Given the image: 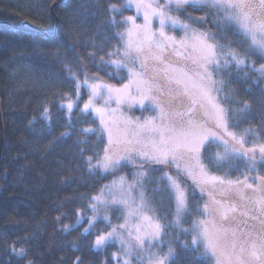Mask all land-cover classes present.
<instances>
[{
  "label": "trees",
  "instance_id": "obj_1",
  "mask_svg": "<svg viewBox=\"0 0 264 264\" xmlns=\"http://www.w3.org/2000/svg\"><path fill=\"white\" fill-rule=\"evenodd\" d=\"M124 3L125 0H0V97L5 138L0 168V264H29V261L31 264H120L115 257L116 242L100 251L92 248L95 236L108 230L109 224L98 221L84 234L92 213L91 197L108 179L120 173V168L104 174L98 169L95 174L89 172L86 158L92 156L95 163L101 157L107 136L99 133V119L91 111L85 114L79 110L88 92L82 86L80 99L76 100L65 64L71 66L81 81L84 79L82 68L89 76H99L107 83L126 81V69L98 66L100 57L107 60L109 52L123 50L122 42L108 23V5ZM188 11L196 17L213 14L222 17L216 9ZM132 13L133 9H125L116 19ZM191 21L194 26L214 33L221 44L227 43L221 38L226 34L233 41L229 46L245 56L249 67L237 70L230 65L213 73L223 81L218 99L229 110L232 129L243 134L249 129L245 135L264 142L263 78L251 70V63L263 64L264 59L249 48L250 42L243 36L234 34L239 32L234 24H214L212 19L207 24ZM123 27L118 25L120 31ZM237 40L244 43L238 44ZM89 53H95V61ZM68 95L74 101L70 129L66 127L68 110L60 108L61 103H67ZM245 102L251 107L239 111ZM45 107L52 116L51 128L42 117ZM89 127L97 132L80 131ZM66 130L72 135L61 140V133ZM215 149L216 145H210L202 150L203 160L213 173L240 178L254 172L253 166L239 158L216 165L209 160V155L217 152ZM144 166L147 177L143 183L148 198L165 225L163 245L171 247L176 254L168 264H212L201 245L192 250L193 235L188 229L192 211L202 202L200 191L196 189L193 195V185L182 180L189 195L190 210L181 226L175 227L171 221L173 203L166 195L162 166H151L157 171ZM257 170L264 173V160L259 162ZM153 189H165L166 198L162 201V193ZM78 215L85 217L79 225ZM65 225L70 229L67 232L63 230ZM185 243L187 249L181 247ZM13 244L16 248H26L27 256H15L11 252Z\"/></svg>",
  "mask_w": 264,
  "mask_h": 264
},
{
  "label": "snow or ice",
  "instance_id": "obj_2",
  "mask_svg": "<svg viewBox=\"0 0 264 264\" xmlns=\"http://www.w3.org/2000/svg\"><path fill=\"white\" fill-rule=\"evenodd\" d=\"M133 8L138 15H142L143 24H137L134 16L116 19L118 14L122 16L125 9ZM188 9L193 11L219 9L223 12V16L216 17L213 14L211 17H196L188 13ZM108 12V23L114 29V35L122 42L123 50L109 52L107 60L100 57L98 66H112L117 70L126 69L127 83L120 87L110 85L102 81L99 76H89L83 68L81 72L84 79L81 81L71 66L65 64V69L68 73L67 78L73 82L76 100L80 99V88L84 86L87 89L88 101L79 110L85 114L91 111L100 121L99 133L107 136V146L103 150V156L95 163L92 156L86 158L89 172L95 174L98 169L100 174H104L127 165L138 168L135 175L138 177L139 187L127 184L121 177L118 182L113 181L112 185H105L99 195L91 197L92 203L89 209L93 216L89 219V227L84 229V234L87 235L98 221H104L109 224L111 231L95 236L92 242L93 250L100 251L105 245L118 239L125 256H132L133 244L124 240L122 231L128 233L137 252L150 251L154 244H161V237L165 234V225L144 211L147 208L142 190L143 179L147 177L144 165H149L151 171L158 170L151 168L152 165L173 166L178 175L187 176L191 180L193 195L197 188L203 192L205 186L212 184H220L226 188L247 187L253 192L257 191L246 182L242 184L240 181L225 180L211 175L201 159L202 149L216 145L222 151H217L214 156L209 155V160L214 161L216 165H221L231 158L244 159L249 163L255 162L256 148H245L244 135L229 131V110L214 95L221 90L218 86L223 85V81L214 79L212 70L220 71L230 65H234L237 70L249 67L245 56L229 46L233 41L228 40L226 34H222L221 38L227 43L221 44L216 41L214 33L193 29L179 16L172 15V12H184L188 14L189 20L200 24H207L209 19H212L214 24L221 22L235 24L239 32L234 34L243 36L250 42L249 48L254 49L264 59V0H259L258 5L249 3L248 0H163V2L125 0L122 6L109 4ZM154 20L158 23L156 29L153 28ZM120 24L126 25L123 31L118 29ZM166 29L181 30L183 36L177 38L175 35H170ZM236 43L242 44L244 40H237ZM57 55L59 56V52ZM89 56L93 61L96 60L95 53H89ZM113 56L122 59H112ZM149 60L159 67L149 69ZM132 65H138L139 71ZM251 70L264 77V64L257 68L253 63ZM181 96L189 101L186 111H176L171 107L173 101ZM165 97L167 100L164 99ZM97 101H102L104 106L98 107ZM112 102L116 103V108L110 107ZM145 102L148 108L157 113L155 117H147L140 121L139 118L133 120L120 112L121 105H126L128 108L139 105L143 110ZM73 105L74 101L70 95L67 96L66 104H60V108L66 107L68 110L66 127L69 129L73 127L70 115ZM197 107L203 110L206 119L202 121L192 119V113ZM250 107L245 102L239 111L243 112ZM42 117L51 128L52 116L47 107L44 108ZM80 131L89 134L96 133L97 129L89 127ZM248 131L250 130L245 129V134ZM71 135L72 132L66 130L61 133L60 139H67ZM258 148L264 160V145H259ZM83 151L81 149V152ZM162 179L167 181V198L175 202V219L172 224L180 227L181 217L188 212V193L179 181L167 172ZM261 183L264 184V179ZM134 187L137 188L139 201L131 197L124 199L123 193H130ZM153 191L162 193V201L166 198L165 189H153ZM116 193H120L122 198L108 199ZM213 203L215 205L213 209L205 205L203 211L209 215L218 214L221 221H226L228 213L235 211L232 206L225 208L218 201ZM253 203L258 204L259 210L264 214V197L254 200ZM130 204L135 207H129ZM118 205L128 209L127 217H134L140 223L129 225L126 219L125 224L111 225L109 217L101 213L108 207ZM148 211L151 209L149 208ZM84 219L85 217L78 215L77 225ZM261 223L264 230V221ZM63 230L69 231V226L65 225ZM182 231L187 232L188 229ZM194 231L197 235L191 240L192 250H195L199 241L203 244L205 253L216 260V264H252L256 260L264 264V237L242 239L245 236L250 237L251 233L218 226L215 220L197 221ZM132 232L136 233L134 238ZM146 243L150 246L148 249L144 247ZM181 247L187 249L188 244H182ZM11 252L20 258L28 254L26 248H16L14 244L11 246ZM245 255L248 257L247 261L244 259ZM169 258H176L171 247L166 256H157L154 264H166ZM123 264H130V261L125 259Z\"/></svg>",
  "mask_w": 264,
  "mask_h": 264
},
{
  "label": "rangeland",
  "instance_id": "obj_3",
  "mask_svg": "<svg viewBox=\"0 0 264 264\" xmlns=\"http://www.w3.org/2000/svg\"><path fill=\"white\" fill-rule=\"evenodd\" d=\"M160 2H163V0H160ZM248 2L256 4V5L259 4V0H248ZM188 10L193 11L192 9H188ZM216 10L218 12L220 11L221 12L220 15L223 16V12L221 10H219V9H216ZM257 11H259V8H257ZM172 15L179 16V18L182 21L189 23L193 27V29H198L200 31L208 32L207 30L200 29L199 26L198 27L194 26L192 24V21L188 19V14H186L184 12H181V13L180 12L179 13L178 12H172ZM127 16H134V17H136V23L137 24H143L142 15H138L134 8H133L132 14H128L124 17H127ZM125 27H126V25H124L122 30H124ZM153 28L154 29L158 28V23L155 20L153 21ZM166 31L170 35H175L177 38H180L181 36H183V32L181 30H178V29L177 30L166 29ZM249 55L253 57V55H251L250 53H249ZM263 64H264V62H263ZM251 65H253V63H251ZM260 65H262V63L259 65H254V66L258 68ZM132 66L136 67V70L139 71L138 65H132ZM188 66H189V68H191L190 64ZM148 67H149V69H152V68L159 67V65H157L153 61L149 60L148 61ZM212 71H213V73H217L216 70H212ZM258 75L260 77H262L259 73H258ZM213 78L216 79L214 77V75H213ZM262 78H263V85H264V77H262ZM216 80H220V79L218 78ZM127 81H128V77H127L126 81H123L120 84H112V83H108V84L116 86V87H120L122 84L127 83ZM218 92L214 93V95H216L217 97L219 95ZM88 98L89 97H87V99L83 102V104L88 101ZM164 99L167 100V97H165ZM219 102H220V100H219ZM83 104H82V107H83ZM96 104L98 107L104 106L102 101H97ZM110 107L116 108L117 105L115 102H112L110 104ZM171 107L176 111H186L187 108L189 107V101L186 97L181 96V97H178L176 100L173 101ZM120 112H122L126 117H129L133 120H136L137 118H139L140 121H143L147 117H155L157 115V113L155 111H152L150 108L147 107V102H145V108L143 110L139 107V105H135L132 108H128L126 105H121L120 106ZM117 115H119V113H117ZM192 119L197 120V121H202V120L206 119V117L203 114V110L200 109L199 107H197L194 110V112L192 113ZM229 131L235 132L237 135H244V139H245L244 147L245 148H247V149H252L254 147L256 148L255 162L249 163L247 161L251 166H253L254 172L249 174V175L246 174L245 176H242L240 178L228 177L226 175H218V174L213 173L208 168L207 164L203 160L202 154H201V159H202L203 163L205 164V166L207 167L208 172L211 175L221 177L225 180L240 181L242 184L244 182H246V184L252 185V188L257 189V191L253 192L252 189L247 188V187L226 188L220 184H212V185L205 186V189L203 192H201L199 190V188H197L200 191L199 193L202 194V196H201L202 202H198L199 203L198 208H196V210L192 211L194 214L191 213L192 216L188 219V221H189L188 229L192 232L191 235H193V237L197 235V233L194 231V229L196 227L197 221H200V220H215L217 222L218 226H223V227H227L230 229H236L237 232L251 233L250 237L245 236V237H242V239L251 240V239L258 237V236L264 237V230H262V223H261L262 221H264V214H262L261 211L259 210L260 206L258 204L253 203L254 200H259L261 197H264V184L261 183V180L264 179V173H259L257 170V166H258L259 162L263 161L261 158V155L259 154L258 146L264 145V142H262L261 140H258L256 138H253V136L249 137L243 133H239V132L235 131L234 129H232L230 124H229ZM215 150L222 151V149L218 148L217 146H216ZM101 156H103V153ZM161 166H162V170H163L162 173L164 174L165 172H167L169 175L176 178L184 189H185V187L182 183V180H185L186 183L193 185L191 180L187 176L183 175L184 178L179 179V177L177 175V171L175 170V168L173 166H171V165H161ZM123 167H126V168L121 171V169H123ZM123 167H121L120 170H118L120 173H118L117 175H113V177L108 179V181H106V183L102 186L100 191L98 193H96L94 196L99 195L101 193V190L104 189L105 185H112L113 181L118 182L121 177L124 178V180L126 181L127 184L137 185V187H139L138 177L135 175V173L138 171V168L136 166H133V165L123 166ZM144 170L146 171L145 166H144ZM255 170H257V171H255ZM116 171H117V169L114 172H116ZM142 190L145 194V201L147 204V208H145V210H144L145 213L149 216H154L156 219H158L160 221L159 217L157 216L158 214H157L155 207H153L152 203L150 202V199L148 198V194L146 192V188L144 186V183H143ZM186 192H187V190H186ZM130 197L136 199L137 202L139 201V195L137 192V188L134 187L130 193H128V192L123 193L124 199H129ZM121 198H122V196L120 193H116V194H114V196L108 197L109 200L121 199ZM213 201H218L225 208H227L228 206H232L235 209V211H230L228 213V219L226 221H221L218 217V214L214 213L213 215H209L207 212L203 211V208L205 205H208L209 209H213L215 207ZM172 203H173V207H172V211H171L172 212L171 221L173 222V220L175 219V202H174V200H172ZM188 203H189V195H188ZM129 207L134 208L135 205L130 204ZM149 208L151 209V211H148ZM189 210H190V204H188V211ZM127 211H128V209L124 208L123 206L118 205V206L108 207L106 210H104L101 213V215H107L109 217V220L111 219L112 225H115V226L125 224L126 219H127V223L129 225L139 224L140 221L135 219L134 217H127ZM186 214H187V212L181 217L180 224L182 223L183 218L186 216ZM92 216H93V213H90L89 218H91ZM108 231H111V227L104 232H108ZM118 231H119V228H118ZM121 235H123L125 241H127L130 244H133V255L132 256H125L124 249L121 247L120 241L117 239L114 241L118 245L116 247V252H115V257H117V259H118L117 263L123 264V261L125 259H127L130 261V264H154V261H155L157 256L164 257L168 254L169 246L163 245V235L161 237V241H162L161 244H154L153 246H151L150 251H143V252H137L136 251L133 240L129 239L128 233L126 231H122ZM135 235H136V233L132 232L133 238L135 237ZM198 245H201L202 249L205 252L203 244L199 243V241H198ZM144 247H145V249H148L150 246L146 243ZM206 255H208V254H206ZM208 257L210 258L212 264H216V260L211 255H208ZM170 259L171 258H169L166 261V264H168ZM244 259L246 261L248 260L247 255H245ZM252 264H261V261L256 260V261H253Z\"/></svg>",
  "mask_w": 264,
  "mask_h": 264
},
{
  "label": "water",
  "instance_id": "obj_4",
  "mask_svg": "<svg viewBox=\"0 0 264 264\" xmlns=\"http://www.w3.org/2000/svg\"><path fill=\"white\" fill-rule=\"evenodd\" d=\"M4 121L2 116V109H1V97H0V168H1V160H2V152L4 149Z\"/></svg>",
  "mask_w": 264,
  "mask_h": 264
}]
</instances>
